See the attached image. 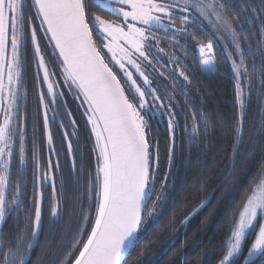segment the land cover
Wrapping results in <instances>:
<instances>
[{"label":"snow or ice","instance_id":"6c2138e0","mask_svg":"<svg viewBox=\"0 0 264 264\" xmlns=\"http://www.w3.org/2000/svg\"><path fill=\"white\" fill-rule=\"evenodd\" d=\"M241 10L248 14L243 20L233 15L227 0H0V264H129L174 203L169 181L181 121L193 145L210 126L200 107L185 110L176 99L177 88L191 97L183 83H191L186 72L177 67L165 75L169 65L186 63L171 44L185 40L180 51L187 53L186 38L198 28L212 36L196 48L201 72L219 71L214 41L221 44L230 65L235 115L232 164L226 174L243 166L257 138L264 147V103L258 106L259 120L247 145L244 140L252 93L264 96V0L255 7L244 0ZM177 20L182 27L176 26ZM157 32L171 40L162 44ZM33 65V84L38 81L41 86L36 95L38 109H43V135L55 157L47 161V171L38 159L40 128L32 123L29 134L27 112L21 111ZM186 66L195 75V69ZM169 79L177 83L169 84ZM69 96L79 101L73 110ZM162 117L165 134L156 131L155 120ZM53 128L71 129L62 132L71 167L67 182L59 177V190L52 170L62 171L61 151L54 147ZM69 137L75 138V148ZM82 139L94 157L91 172L83 168L88 150L81 154ZM161 144L169 165L163 180ZM29 159L30 203L24 179ZM45 186L51 188L47 198ZM230 188L238 185L230 182ZM66 189L75 197V208L65 203ZM248 191L238 212L231 213L229 235L219 246L223 255L214 264H264V179ZM45 203L50 212L46 224ZM66 212L72 215L71 227L53 250L51 240ZM194 214L185 215L181 223ZM9 217L14 231L4 228ZM174 247L170 243L165 251ZM147 256L140 251L132 264H145ZM147 264H160V258L152 257Z\"/></svg>","mask_w":264,"mask_h":264},{"label":"trees","instance_id":"16d2710c","mask_svg":"<svg viewBox=\"0 0 264 264\" xmlns=\"http://www.w3.org/2000/svg\"><path fill=\"white\" fill-rule=\"evenodd\" d=\"M227 2L233 8V15L241 20L246 18L248 14L241 10L244 0H227ZM259 2L260 0H248L253 7ZM176 26L182 27L183 25L178 21ZM247 27L245 25L246 30ZM156 35L161 39L162 44L168 40V37L160 32ZM186 39L187 53L180 51L181 44L185 43L183 39L171 44V47L185 57L186 63L182 61L178 69L183 70L184 68L191 80L190 84L183 82L182 78L180 81L191 89V97H186L179 88L175 96L185 110L190 107H200L202 112L207 114L210 126L207 134L200 136L193 145L181 121V127L175 135L173 179L169 181V192L175 191L174 203L167 207L162 222L152 233L153 238L145 241L142 248L133 253L129 264H132L140 251L148 253L145 264L152 257L160 258V264H214V260L223 255L219 246L229 235L228 225L233 219L231 213L238 212L239 205L250 194L248 189L254 188L261 179H264V174H262L264 173V147L261 146L259 138H257L253 154L244 161L243 166L232 175L226 174V170L232 164L231 144L234 142L233 117L235 115L230 65L223 55V49L214 41V56L219 71L212 75L202 73L200 65L196 62L197 52H192L191 49H196L201 43L206 44L212 36L204 29L198 28L192 33V38ZM247 59L251 61L250 57ZM186 65H191L192 68L196 66L195 75ZM173 68L176 66L169 65L165 75ZM31 77H33L32 73ZM168 83L174 84L177 81L169 79ZM36 90H39V85ZM193 98H195V104H193ZM261 103H264V96H258V93L254 91L248 108L244 132L245 145L254 131L255 123L259 120L258 106ZM81 122L83 124L82 120ZM155 123L156 131L165 134L166 118H158ZM191 123L189 119L188 124L191 125ZM160 139H164V136L161 135ZM88 148L87 160L94 164L91 148L89 146ZM160 152L162 171L160 179L163 180V173L169 168L168 153L164 144H161ZM230 182L238 185V188H230ZM157 187L159 190L160 185L157 184ZM205 201H208L206 206L200 208V204ZM190 213L195 214L189 219L188 234L174 235L175 223L181 222L183 217ZM13 228V225H7L5 230H13ZM164 240L167 246L174 242L175 247L170 251H165ZM149 241H152V244L147 246L146 243ZM251 242V239L246 242L245 254ZM53 246L56 245L53 244Z\"/></svg>","mask_w":264,"mask_h":264},{"label":"flooded vegetation","instance_id":"af4514ba","mask_svg":"<svg viewBox=\"0 0 264 264\" xmlns=\"http://www.w3.org/2000/svg\"><path fill=\"white\" fill-rule=\"evenodd\" d=\"M31 73L34 76V74H35L34 65L30 69L29 76L26 80V85H25L26 91L28 93L27 104H26L25 108L21 109V111L24 112L26 110V112H27L28 119H27V121H25V123L28 125L29 134H31V124L32 123H37L38 127L40 128V136L37 139L38 159H39L41 169H43L44 171H47V168H46L47 161L49 160V158L55 159V157H53L52 154L49 152L46 140H45L44 135H43V130H42L43 109L42 108L38 109V105H37L38 101H37L36 93H37V91L40 90L41 86H40L38 81L35 84H33V77H31ZM37 85H39V90H36ZM67 100L69 102L68 103L69 109L70 110L75 109L77 106V102L76 101L72 102L71 96L67 97ZM38 112H39V116L37 115ZM74 116L79 117V113L74 112ZM80 124L82 125L81 121H80ZM64 130H71V129L70 128L69 129L53 128L54 147L61 151V156L59 157V160H60V163L62 165V171L57 172L55 169L52 170V174L55 178V183H56V187L58 190L60 188L59 177L62 176L64 178V180L67 182L68 177H69L70 167H71V163H70V161H68L66 154H65V151H64L66 148V143L63 142V140H62V132ZM81 135H82V132H81ZM69 139L73 142V147L75 148L76 147L75 138L69 137ZM87 144H88V142L86 140H83V139L81 140V154H83L85 148H87V150H89ZM88 157H89V154H88ZM87 158L85 159L83 168L88 170V172H91L93 170L94 164L90 163L89 160H87ZM17 167H19L18 161H17ZM80 167L81 166L79 165V163H77V168H80ZM38 174L39 173H36V175H38ZM13 179H15V177H13ZM24 179L28 183V190H27L26 199L30 203L31 199H32V181H33V163L31 161V159L28 160V162L25 166V177H24ZM44 191H45V197L47 198L51 194V188L48 186H45ZM65 203L69 209L76 207V200H75V197L72 194L71 190H68V189L65 190ZM23 214H24V212L21 211V215H23ZM49 216H50L49 208H48L47 203H45V205L43 206V217L45 220V224L47 223ZM71 221H72L71 213L66 212L62 217L61 227H60L59 231L51 240L53 250L60 243L61 235L65 231H67L68 228L71 227ZM189 222L190 221H188L186 224H183L181 222L175 223L174 235H187L188 234L187 228H188V225H190ZM7 225H13L14 226L13 218H11V217L8 218L7 223L4 225V228H6ZM20 227L21 228L23 227V222L20 223ZM13 230H14V228H13ZM152 238H153V235L151 234L149 239H152ZM40 239H41V241H43L44 236L42 235L40 237ZM165 242L166 241L164 240L163 246L166 250L168 248V246H167V243H165ZM53 244H55L56 246H53ZM151 244H152V241H149L146 243L147 246H150ZM39 251H40V249L37 248L36 251L33 253V259H35L36 255H37V253H39Z\"/></svg>","mask_w":264,"mask_h":264},{"label":"rangeland","instance_id":"374dc122","mask_svg":"<svg viewBox=\"0 0 264 264\" xmlns=\"http://www.w3.org/2000/svg\"><path fill=\"white\" fill-rule=\"evenodd\" d=\"M179 20H177V21H175V24L178 22ZM191 26V25H190ZM157 34V33H156ZM160 34H162L161 32H160ZM168 38V40H171V37L170 36H167ZM222 49H223V47L221 46V44H218ZM213 48H214V46H213ZM191 51L192 52H194V51H196V49H191ZM191 51H190V53H191ZM213 52H214V49H213ZM223 52H224V49H223ZM223 55H225V53L223 54ZM173 66V65H172ZM176 66V68L178 67L177 65H175ZM193 68H196V66H194ZM183 70L185 71V69L183 68ZM77 102V104H79V101H76ZM80 111H82V109L80 110ZM80 114V113H79ZM82 135H83V132H82ZM161 173H162V171H161ZM158 188V187H157ZM252 239H254V237H252Z\"/></svg>","mask_w":264,"mask_h":264},{"label":"bare ground","instance_id":"6f19581e","mask_svg":"<svg viewBox=\"0 0 264 264\" xmlns=\"http://www.w3.org/2000/svg\"><path fill=\"white\" fill-rule=\"evenodd\" d=\"M130 258H131V257H130ZM130 258H129V259H130Z\"/></svg>","mask_w":264,"mask_h":264}]
</instances>
